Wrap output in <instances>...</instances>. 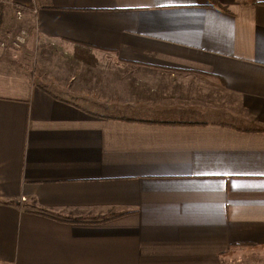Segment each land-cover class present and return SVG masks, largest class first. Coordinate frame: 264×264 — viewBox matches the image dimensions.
Masks as SVG:
<instances>
[{
  "label": "crops",
  "instance_id": "1",
  "mask_svg": "<svg viewBox=\"0 0 264 264\" xmlns=\"http://www.w3.org/2000/svg\"><path fill=\"white\" fill-rule=\"evenodd\" d=\"M214 1L0 0V264L264 248V0Z\"/></svg>",
  "mask_w": 264,
  "mask_h": 264
},
{
  "label": "rangeland",
  "instance_id": "2",
  "mask_svg": "<svg viewBox=\"0 0 264 264\" xmlns=\"http://www.w3.org/2000/svg\"><path fill=\"white\" fill-rule=\"evenodd\" d=\"M36 47V46H35ZM62 55V54H61ZM37 56L38 52L37 49H33L30 53V61H34L33 63H37ZM77 61L74 62L73 67H71L74 72V82H77L81 79V75L83 73V76H87L86 70L79 69L78 64L80 61L79 58L76 59ZM33 66V65H32ZM31 69H34V67H31ZM35 72V70H33ZM64 73L67 72V70L63 71ZM221 264H264V248H237L234 249L229 253V255H226L222 261Z\"/></svg>",
  "mask_w": 264,
  "mask_h": 264
},
{
  "label": "built area",
  "instance_id": "3",
  "mask_svg": "<svg viewBox=\"0 0 264 264\" xmlns=\"http://www.w3.org/2000/svg\"><path fill=\"white\" fill-rule=\"evenodd\" d=\"M16 19L21 18V10L18 8L15 12ZM26 41V35L23 31L16 28L5 31L0 30V46L5 47H22ZM23 199V198H22Z\"/></svg>",
  "mask_w": 264,
  "mask_h": 264
},
{
  "label": "trees",
  "instance_id": "4",
  "mask_svg": "<svg viewBox=\"0 0 264 264\" xmlns=\"http://www.w3.org/2000/svg\"><path fill=\"white\" fill-rule=\"evenodd\" d=\"M210 2H211V3H216V1H214V0H210Z\"/></svg>",
  "mask_w": 264,
  "mask_h": 264
},
{
  "label": "bare ground",
  "instance_id": "5",
  "mask_svg": "<svg viewBox=\"0 0 264 264\" xmlns=\"http://www.w3.org/2000/svg\"><path fill=\"white\" fill-rule=\"evenodd\" d=\"M20 8V10H21V7H19ZM16 12V11H15ZM21 17H22V12H21Z\"/></svg>",
  "mask_w": 264,
  "mask_h": 264
}]
</instances>
